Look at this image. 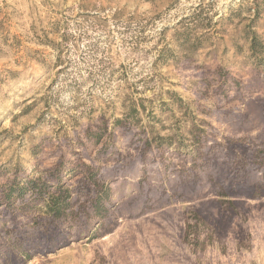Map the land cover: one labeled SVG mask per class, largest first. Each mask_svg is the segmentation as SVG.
Masks as SVG:
<instances>
[{
    "label": "rangeland",
    "instance_id": "1",
    "mask_svg": "<svg viewBox=\"0 0 264 264\" xmlns=\"http://www.w3.org/2000/svg\"><path fill=\"white\" fill-rule=\"evenodd\" d=\"M252 34L264 45V0H0V185L83 161L113 192L108 219L87 235L49 227V238L65 233L54 250L36 236L41 210L2 207L0 251L17 236L28 254L16 264H264V198L239 185L244 173L264 183L253 165L264 55L249 51ZM140 99L141 126L161 136L205 121L198 167L176 146L144 155L137 128L113 127ZM105 124L95 145L86 130ZM193 210L210 227L205 251L183 242Z\"/></svg>",
    "mask_w": 264,
    "mask_h": 264
},
{
    "label": "trees",
    "instance_id": "2",
    "mask_svg": "<svg viewBox=\"0 0 264 264\" xmlns=\"http://www.w3.org/2000/svg\"><path fill=\"white\" fill-rule=\"evenodd\" d=\"M183 35L186 39L185 42H188L187 32ZM186 45V50L197 47L190 43H186ZM249 51L255 56L264 55V45L254 34L249 38ZM138 102L134 105H124L122 119H114L112 124L114 128L123 126L137 128L138 133L135 134L134 138H137V142L140 143V150L144 155L153 149L160 150L161 148L176 146L177 155L190 158L196 167H198V160L206 159L209 149L206 148L207 135L203 128L206 125L205 121H199L197 124L192 120L188 131L181 133L173 131L174 133L170 135L161 136L154 131V127L141 126L139 108L145 111L143 105L145 100L140 99ZM95 127V130L88 128L86 136L88 139H93L95 145H98L105 138L108 126L105 124L103 130L100 127ZM232 144H237L235 146L244 150L247 148L244 141L241 140ZM253 157V165L261 171L264 182V147L257 149ZM243 166L247 168L249 164L245 161ZM78 176H82V178L76 187H69L64 181L65 177ZM239 185L243 186V192L251 199L264 198V183L250 184L248 173H244ZM216 194L221 198L228 197V189L220 186ZM112 199V189L110 184L101 176V169L83 161H79L70 168L66 167L64 162H59L37 179L29 177L19 179L15 176L7 184L0 185V209L2 207L12 208L21 201L20 209L37 208L42 211L41 213L44 215V222L42 223L44 225L38 230L36 236L44 245L43 249L46 248L47 250H54L65 242L63 231L58 234L55 232L56 235L49 238V227L72 230L80 226L83 234L87 235L108 219ZM204 227L210 228L205 216L196 210L191 211V214L186 218L183 242L192 249L205 251L210 243L208 239H202L201 230ZM18 239L17 236L12 237L7 250L5 252L0 251V262L2 260L4 264H16V261L19 262L23 259L22 256H27L28 247L26 243L22 239Z\"/></svg>",
    "mask_w": 264,
    "mask_h": 264
}]
</instances>
